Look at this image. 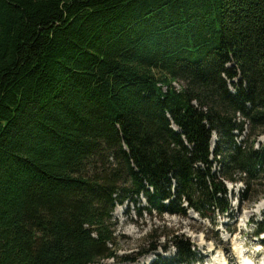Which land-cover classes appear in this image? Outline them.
I'll return each mask as SVG.
<instances>
[{"label": "trees", "instance_id": "obj_1", "mask_svg": "<svg viewBox=\"0 0 264 264\" xmlns=\"http://www.w3.org/2000/svg\"><path fill=\"white\" fill-rule=\"evenodd\" d=\"M262 135L264 0H0V264L116 259L140 197L231 217L227 183L259 198ZM177 240L164 264L200 261Z\"/></svg>", "mask_w": 264, "mask_h": 264}, {"label": "rangeland", "instance_id": "obj_2", "mask_svg": "<svg viewBox=\"0 0 264 264\" xmlns=\"http://www.w3.org/2000/svg\"><path fill=\"white\" fill-rule=\"evenodd\" d=\"M257 146L264 145V135ZM212 148L214 141H212ZM234 206L231 217H217L216 224L193 212L187 215H160L148 212V202L140 197L122 206L118 205L112 223L116 231L117 258L102 264H164L177 253L174 237L185 239L194 247L200 259L195 264H264V234L255 236V223H264V184L255 195L256 201H237L242 184H227ZM262 207V208H261ZM242 252V253H241ZM259 252V253H258ZM240 254V255H239ZM207 256V257H206ZM243 264V263H242Z\"/></svg>", "mask_w": 264, "mask_h": 264}, {"label": "bare ground", "instance_id": "obj_3", "mask_svg": "<svg viewBox=\"0 0 264 264\" xmlns=\"http://www.w3.org/2000/svg\"><path fill=\"white\" fill-rule=\"evenodd\" d=\"M263 207H264V206H263ZM261 208H262V207H261ZM241 253H242V252H241ZM258 253H259V252H258ZM239 255H240V254H239ZM206 257H207V256H206ZM242 263H243V264H250V263H248V262H246V261H245V262H242ZM242 263H241V264H242ZM215 264H216V263H215Z\"/></svg>", "mask_w": 264, "mask_h": 264}]
</instances>
